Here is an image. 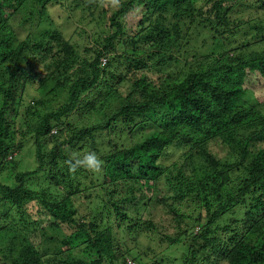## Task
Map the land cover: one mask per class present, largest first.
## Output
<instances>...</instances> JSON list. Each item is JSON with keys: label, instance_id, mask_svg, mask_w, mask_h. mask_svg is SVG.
<instances>
[{"label": "trees", "instance_id": "obj_1", "mask_svg": "<svg viewBox=\"0 0 264 264\" xmlns=\"http://www.w3.org/2000/svg\"><path fill=\"white\" fill-rule=\"evenodd\" d=\"M65 1L0 0V264H264V0H93L86 53L51 17ZM89 151L101 170L70 173Z\"/></svg>", "mask_w": 264, "mask_h": 264}, {"label": "rangeland", "instance_id": "obj_2", "mask_svg": "<svg viewBox=\"0 0 264 264\" xmlns=\"http://www.w3.org/2000/svg\"><path fill=\"white\" fill-rule=\"evenodd\" d=\"M93 0H66L65 5L58 4L57 6H50V14L51 17L54 19V21L57 22L58 27L60 30L64 33V35L67 38H70L73 44H76L81 52L86 53L84 50L85 47L91 48L93 45L95 46L96 43L99 40L100 37H103L107 34V32H104L105 22L103 23L100 21V13H101V7L99 5H93L91 8H89L86 3H89ZM96 3L99 1L104 5V8L110 9V5H112V0H94ZM94 14V15H92ZM23 18H31V24L25 23L24 26H20L19 22L23 20ZM134 18V17H132ZM130 20L127 28L130 31L131 24L135 21L134 19ZM106 19V18H105ZM15 25L18 27V30L21 35V37H25L28 33H31L32 31H38V27L36 26V23L32 22V17L30 16V12L26 11L25 14H23L21 17H17L14 20ZM247 29V28H246ZM248 30V29H247ZM106 33V34H105ZM105 34V35H104ZM237 40L241 41L243 34H236ZM208 38V44L211 42L210 36H206ZM193 40L198 42V47L202 45V41L200 40V37L197 36ZM235 40V39H234ZM194 42V41H193ZM181 44V43H180ZM177 45L172 47V52L174 56L182 60L183 62L186 61H193L191 59V50L186 49L182 47L180 49L181 45ZM130 47V50H132V47ZM134 47V46H133ZM216 47V43H215ZM215 47H213L209 52L215 50ZM260 50H263L260 48ZM185 61V62H186ZM181 62V64H183ZM192 62V63H193ZM190 63V64H192ZM167 73V72H165ZM161 76V74H156L155 72H150V77L155 76ZM246 82V88L250 93L254 95H263L264 97V77H262L258 72H249ZM217 148V147H216ZM218 151V149H217ZM221 155V150L218 151ZM31 169H36L35 162L31 166ZM7 177V176H5ZM3 180H6V178H3ZM84 210L81 209L80 216H84ZM145 217V215L143 214ZM44 225V224H43ZM73 226V225H72ZM78 231L74 227L65 226L63 227V230H60V235L58 236V241L62 242L64 239L69 238L71 246L77 247L81 245L84 241V235L82 233H77ZM143 233V232H141ZM144 234V233H143ZM136 236V232H133L131 234L125 233V239H128V246L132 248L131 252V258L133 255H138L142 252H140L138 248V243H134L133 239ZM145 236H142L141 238H144ZM52 238L56 239V237L52 234ZM143 247L148 249V242H142ZM149 259V260H148ZM144 260H147L145 264H179L177 261L176 263H173L172 258L170 257V254L168 252L161 251L160 248H157V252L152 255V257H145ZM172 261V262H171Z\"/></svg>", "mask_w": 264, "mask_h": 264}, {"label": "clouds", "instance_id": "obj_3", "mask_svg": "<svg viewBox=\"0 0 264 264\" xmlns=\"http://www.w3.org/2000/svg\"><path fill=\"white\" fill-rule=\"evenodd\" d=\"M113 5L118 4V0H112ZM65 164L68 166V171L70 173H75L77 169H85L91 172H99L102 168V161L99 159L97 154L94 151H89L84 154L82 157L70 156ZM133 261H130V264Z\"/></svg>", "mask_w": 264, "mask_h": 264}, {"label": "built area", "instance_id": "obj_4", "mask_svg": "<svg viewBox=\"0 0 264 264\" xmlns=\"http://www.w3.org/2000/svg\"><path fill=\"white\" fill-rule=\"evenodd\" d=\"M131 264H136L135 262H132Z\"/></svg>", "mask_w": 264, "mask_h": 264}]
</instances>
